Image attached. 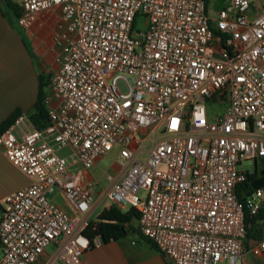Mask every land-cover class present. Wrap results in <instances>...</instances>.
I'll use <instances>...</instances> for the list:
<instances>
[{
	"label": "built area",
	"instance_id": "built-area-1",
	"mask_svg": "<svg viewBox=\"0 0 264 264\" xmlns=\"http://www.w3.org/2000/svg\"><path fill=\"white\" fill-rule=\"evenodd\" d=\"M12 1L23 27L58 10L59 52L47 124L20 113L0 132V151L30 178L3 199L0 264H38L49 245L78 264L101 245L83 230L103 200L134 208L170 264H264V236L244 245L264 183L238 194L250 172L239 165L264 166V0H222L213 15L206 0ZM211 103L224 110L208 118ZM114 148L103 188L92 169Z\"/></svg>",
	"mask_w": 264,
	"mask_h": 264
},
{
	"label": "crops",
	"instance_id": "crops-1",
	"mask_svg": "<svg viewBox=\"0 0 264 264\" xmlns=\"http://www.w3.org/2000/svg\"><path fill=\"white\" fill-rule=\"evenodd\" d=\"M221 1H217L216 8ZM207 7L209 11L214 10L210 0ZM59 20L57 9L44 10L35 15L28 27H23L0 0V124L17 109L21 113H28L32 109L37 97L39 75L46 76L49 82L56 69L55 58L59 52L54 41ZM29 182L30 178L0 151V215L5 195ZM97 206L95 201L89 220ZM115 242L110 241L84 251L78 264H168L167 258L148 242L153 251H123ZM55 254L54 246L49 245L38 264H68L56 258ZM255 262L245 258V264Z\"/></svg>",
	"mask_w": 264,
	"mask_h": 264
},
{
	"label": "trees",
	"instance_id": "trees-1",
	"mask_svg": "<svg viewBox=\"0 0 264 264\" xmlns=\"http://www.w3.org/2000/svg\"><path fill=\"white\" fill-rule=\"evenodd\" d=\"M8 10L17 17L19 15V6L12 0H2ZM208 2V0H206ZM48 86L46 76L39 75L37 97L32 109L26 113L31 124L42 129L47 124V110L44 104V97ZM21 112L19 109L12 112L1 124L0 132L7 128ZM264 183V166L262 163H256L253 170L248 172L246 180L239 185L238 194L243 198L244 194H248L252 188ZM138 213L134 208H129L126 211L118 209L115 205L109 204L102 208L94 219H90L83 230V234L89 239L98 236L101 244L110 241H118L130 232H136L138 235L148 242L154 249L155 245L143 235L140 234L137 227H134L132 221H137ZM246 226V235L244 245L248 247L250 240H259L263 237L264 227V208L260 209L256 215L245 214L244 218ZM94 248L93 246L90 247ZM158 251V250H157ZM168 264H170L168 262ZM255 264H258L255 262Z\"/></svg>",
	"mask_w": 264,
	"mask_h": 264
},
{
	"label": "rangeland",
	"instance_id": "rangeland-1",
	"mask_svg": "<svg viewBox=\"0 0 264 264\" xmlns=\"http://www.w3.org/2000/svg\"><path fill=\"white\" fill-rule=\"evenodd\" d=\"M217 1L218 0H210V6L212 7V9L216 8ZM211 14L213 15L214 11H211ZM142 23H143V20L139 19L135 24L136 28H141ZM118 86L122 91L127 90L126 83L123 79L118 80ZM223 110H224V105H222V104L220 105V104L211 103V104L207 105L208 118H211L212 116H214L217 113L222 112ZM116 153H117V148H114L108 156H105L100 161L99 167H95L92 169V173L97 178L100 177L101 187H103V188L106 187L105 173H103V170L111 168L112 164L114 163L113 158L115 157ZM253 167H254V164L252 161H245L239 165V168H243V169H246L248 171H252ZM100 189L101 188L98 187L94 191L95 199H98L97 197H98V194L100 193V191H99ZM50 196H52L59 205L66 208V206L64 204L65 203L64 198L62 197V195L60 194V192L57 188L54 189V191L51 193ZM107 204H108L107 200H103L101 203H99L97 208L92 213L90 219H94L97 216V214L100 212V210L102 208H104ZM132 224L134 227H137L136 221H132ZM250 241H252V240H250ZM115 245L120 250H123V251H153L150 248V246L146 243V241L143 240L138 235V233H136V232L128 233L126 236H124L123 238L116 241ZM251 259H253V257L250 254H246V260L250 261Z\"/></svg>",
	"mask_w": 264,
	"mask_h": 264
}]
</instances>
